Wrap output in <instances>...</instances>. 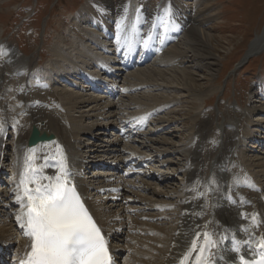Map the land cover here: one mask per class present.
Returning a JSON list of instances; mask_svg holds the SVG:
<instances>
[{
  "label": "bare ground",
  "instance_id": "6f19581e",
  "mask_svg": "<svg viewBox=\"0 0 264 264\" xmlns=\"http://www.w3.org/2000/svg\"><path fill=\"white\" fill-rule=\"evenodd\" d=\"M208 1L160 0L157 7L148 10L146 4L144 6L140 0H119L117 3L114 0H88L86 6L79 10L76 29H72H78L80 32V34L74 32L76 34L74 36L71 34L73 38L78 39V42L69 49L72 54L68 53L69 50L68 52L61 50L59 54L60 61L64 62L60 69L66 70L68 66L69 69L78 71L74 81L80 80L83 85L75 89L77 92H70L71 90L67 89L69 87L66 89L61 87L63 83L68 85L71 82L69 75L73 72L67 70L59 77L55 66L52 69L56 72L52 69L45 71V74L40 72L45 67L33 72L31 58L14 49L8 42H0V124L3 126V130L0 131V152L4 149L3 139L4 142L9 139L8 133L12 132L16 140L10 148L12 153L10 160L14 165L13 173L7 159L13 175L11 180L14 181L10 188L12 199L9 201L8 197L11 196H8L0 201V217L5 215L7 220L5 225L0 226L2 234H0V260H9L11 264H17V261L23 257L26 246L30 244L15 222L20 207L15 203L16 197L13 194L22 175L25 174L26 161L32 167L40 169L42 176L55 177L59 173L62 160L71 173V184L75 186L89 213L101 225L108 241L113 242L114 239L121 241L120 245L113 243L115 246L113 258L116 263L180 264L192 243L196 242L197 251L193 252L186 262V264H196V257L200 254L198 249L205 244V234L217 243V247H210L203 254L211 256L212 264H241V256L249 261L260 259L259 253L264 251L259 247V242L264 238V151L248 157L253 153L250 150L245 153L249 139L248 137L238 139L233 121L217 124L212 129L215 131L214 135H211V131L203 136L202 130H206L207 127L204 123L208 121H202L201 126L204 127H198L201 122L200 116L191 120L195 124L191 130L194 131L191 137H194L188 139V142L182 144L180 148V145L179 147L172 145L160 136L152 138L158 132L168 130L176 122L159 120L156 122V130H152L149 134L143 132L147 120L155 115L154 111H148L160 106L166 107L172 102L163 100L160 104H156L157 107L147 106L144 102L133 98L132 102L129 99L132 93L129 97H124L128 98V103L115 102L117 89L120 88L118 79L123 77V73L145 64L148 62V56L158 52L162 54L153 65L164 66L171 63L181 77L176 80V84L183 87L193 99L204 100L210 97V93L216 92L215 89L201 90L203 78H198L189 71L190 69L183 67L185 60L190 59V63H197L198 66L204 63L212 68L206 69L207 77L212 76V72L215 71L217 64L216 57L211 52L212 38L201 31L199 26L201 22L199 17L202 16L199 7ZM165 9L168 10L167 15ZM126 36L131 37L128 42L125 41ZM134 38L142 47L145 57L142 54L136 58L132 52L123 55L122 49L129 46L131 39ZM145 41L148 42L147 46ZM222 42L220 41L219 44ZM111 47H115L112 52L109 50ZM263 50L264 28L252 41L241 62L245 64ZM118 60L122 68L116 63ZM89 66L98 69L97 76L85 71ZM113 66H117L118 69H114ZM237 71L238 69H234L233 72ZM144 72L143 69L139 72V77L142 78L138 79V84L125 81L129 86L122 88L121 93L127 94L136 86H153L152 83L149 85L144 81L146 77ZM100 75L114 79V85L110 86L108 81L101 80ZM133 77L135 78L131 73L126 76L127 80ZM47 80H51L52 84L49 85ZM74 81L71 83L76 84ZM15 83L23 84L21 93H28L26 102L22 100L16 103L13 100L20 96L18 92L13 91ZM58 85L61 89L56 92L51 89L49 93L51 99L57 96L60 103L52 101L48 104L46 103L48 101H41L46 97L44 90L48 86L53 88L59 87ZM90 91L106 94L107 102H104L102 97L89 94ZM3 100L9 104L6 107L15 112L17 118L13 121L7 119L9 111L2 105ZM154 102H157L155 98ZM259 105L261 106L249 105L244 111V116L252 128L264 130V98ZM143 107L145 110L142 111L144 112L142 115L134 116L133 111L131 112L133 109ZM115 109L118 112H115ZM128 115L140 119L123 120L119 125H114L117 123V117L123 119ZM194 120L198 121V126L193 122ZM106 122L108 125H105ZM159 123H162V126H158ZM32 126L41 132L53 134L57 140L29 149L27 139ZM106 129H115L119 135L115 138L111 133L106 135L104 134ZM179 132L180 130L176 128L171 134ZM168 134L170 133H166ZM254 135L256 133L250 131L246 136L261 143L263 150L264 137L254 138ZM107 136L108 140L105 139ZM103 144L110 148L107 149L109 153L102 150L105 147ZM136 145L144 151L138 152V148L134 147ZM237 148H242L244 151L251 174L249 172L247 174L246 170V173H242L244 164L236 159ZM126 154L129 156L124 157ZM30 156L34 159L28 160ZM174 156L181 161L173 162L171 159ZM107 159L111 162L106 163ZM2 162L3 158H0V167L2 166L3 169L0 168V177L5 176L6 179L8 171ZM155 162L159 163L157 170L153 168ZM108 165H111L113 170H107ZM141 165L144 169H148L149 166L153 168L147 171L149 173L147 176H153L156 182L159 181L158 183H166L180 177V186L172 185L170 190L156 192L147 183L139 186L133 184L129 180L130 175L135 173L141 176L144 169L136 171ZM233 166L236 167L237 172L231 170ZM88 168L91 172L85 173ZM98 171L100 172L94 173ZM121 178L126 181V186L138 191L125 192L122 187L120 193L122 191L123 194L118 195L119 186H113L111 182L115 183L116 179L122 182ZM41 183L47 181L41 180ZM5 191L9 192L2 190L0 196H7ZM126 193L129 197H126ZM140 193H143V196L147 193L151 194V199L156 198L151 201L138 195ZM8 202L14 205V209L6 205ZM131 204L134 205L133 208H129ZM151 211H158L157 216L153 217ZM157 217H161V220H169L173 224L166 230L167 233L163 228H155V231L150 229L155 226L149 225L146 221H155ZM205 225L210 229L207 230ZM131 229L137 233H132ZM17 234L21 238L20 243L16 242ZM236 242H240L239 252L232 250ZM127 246H129L128 250H126ZM143 247L146 250H141ZM12 250L14 253L11 254ZM147 258L149 260H146Z\"/></svg>",
  "mask_w": 264,
  "mask_h": 264
},
{
  "label": "rangeland",
  "instance_id": "374dc122",
  "mask_svg": "<svg viewBox=\"0 0 264 264\" xmlns=\"http://www.w3.org/2000/svg\"><path fill=\"white\" fill-rule=\"evenodd\" d=\"M118 1L119 0H114L115 3ZM140 1L144 6L146 4L145 7L148 10H153L160 2V0ZM87 2L88 0H0V42H8L14 49L16 48L22 54L31 58L33 62V68L31 71L35 72L45 67L44 70H40V72H44L45 74V71H50V69L55 66V69L58 70L57 74L60 77L61 75H64L65 71L73 70L69 69L68 66H66V70L59 68L64 63L60 61L61 57L59 54L61 50L68 52L71 46L74 45L75 42H78V39L76 37L73 38V36L76 35L74 32L77 34H80V32L78 29H72H76L79 10H82L83 7L86 6ZM208 2L201 5L202 7H199V11L202 14V16L199 17V19H201L199 26L201 31L205 32L212 38V43L214 45H211V52L216 57L215 63L217 64L215 65V71L212 72L213 74L211 73L212 76L207 77L206 69L210 70L211 67L204 63V65L201 64L199 66L197 63H190V59L185 60L186 63L183 64V67L190 69L189 71L194 73V75L198 78H203L201 81V90L211 91L215 89L216 92L210 93V97L205 98L204 100L193 99L190 94H187L183 90V87L176 84V80L181 79V77L178 75V71L171 66V63H168L167 65L165 64L164 66H158L153 65L154 63L151 61L140 70L131 72L132 75L134 74L135 78L133 77V79L129 78L127 80L125 77L123 78V82L129 81L131 84H138V79L142 78L139 77V72L143 69L145 70L144 76H146H143L144 81L149 85L153 84V86H140L141 88H139L141 90L134 92V95L132 94L134 97L131 95L129 99H131L132 102L135 99L136 101L139 100L142 103L144 102V105L147 106H156V104H160L163 100H169L172 102L168 103L166 107L161 106L162 109L158 116L153 120V123L151 124L152 126L149 125V130L157 129L156 122L159 120L176 123H173L171 128H167L168 130L161 133V135L158 134L153 136V139L160 136V138L165 139L172 145H178V147L180 145L181 148L182 144H185L188 142V139L194 137H191V135L194 134V131L191 130H193L192 127L195 126V124L192 123L191 120L196 118V116H200L199 119L201 120L199 126L198 121H193L198 127H204L201 126L203 124L202 121H208L207 123H204L207 127L206 130H202L201 134L203 136H205V134L207 135L211 131V135H214L215 131L212 129L215 125L233 121L235 125L234 131L236 132L238 139L242 140V138L248 137V146L246 147L247 150H245V153L250 150V152L253 153L249 154L248 157H252L253 154L262 153L264 149L261 150V146H258V144L261 143L257 144L256 140H253L250 136L246 135L250 134V131H254V133H256L254 138H263L264 130L255 127L252 128V125H248L246 122V116H244V111L249 105L261 106L259 104L261 103V99L264 98V50L260 54L250 58L243 66L238 67V64L248 51L252 41L260 35L264 28V0H209ZM69 34L70 36L68 37ZM71 34L73 36H71ZM220 41L224 42L219 44ZM227 41L230 42L227 44ZM68 53L71 55L72 51L69 50ZM189 58H191L190 55ZM192 66L195 68H190ZM234 69H238V71L235 73L233 72ZM56 70H53V72H56ZM88 71L94 74L97 70L91 69ZM157 72L160 73L157 74ZM205 76L207 79H205ZM53 79L54 78L52 77L51 80L53 81ZM51 80H47L49 85L52 84ZM22 86V83H15L14 85L13 91L20 94V96L13 98L16 103H20L22 100L25 102L28 100L26 98V94L21 93ZM61 87L56 86L52 88L48 86L47 89L44 90L46 91V97L42 98L41 101H48L46 102L48 104H51L52 101L53 103H60L61 101L57 98V96H53L54 99H51V93L49 92L52 91L51 89L56 92L58 89H61ZM136 87L138 88V86ZM69 88L67 89L69 91L71 90L70 92H77V90ZM82 93L83 92H81V94ZM140 96L146 101L141 99ZM34 98L35 97H33V99ZM154 98L157 102H154ZM127 99L120 98L119 102L125 103L127 102ZM2 102L4 108L9 111L7 119L13 121L17 118L14 115L15 112L6 107L9 105L7 101L3 100ZM144 110L145 109L143 107L133 109L131 112L133 111L132 113L136 114ZM118 118H120V116ZM158 126H162V123H159ZM176 128L180 130V132L171 134V132L176 130ZM11 133L12 132H10V134L8 133L9 141L6 140L4 142V139L2 141L4 149L0 152V158H3L5 163L4 166H7V170L10 171V166H12L13 173L14 165L10 160V156L12 154L10 152V148L12 144L16 143V140L15 135ZM166 133L170 134L166 135ZM136 148H138L137 145ZM139 150L142 152L144 151L138 148V152ZM254 151L256 153H254ZM243 152L242 148H237L235 152L236 159L241 164H244L242 173H246L247 171V174H251L252 172H250L249 164L246 163ZM7 159H9L8 162L11 164L10 166L7 163ZM165 160L167 159L165 158ZM171 160L173 162H175V160L181 161L176 156H174ZM156 165L157 164H155V166ZM233 167L231 170L237 172L238 170H236V167ZM0 168L3 170L2 166ZM99 172L100 171L94 173ZM252 178L255 179V177ZM179 180L181 181L180 177L178 179L167 181L166 183L164 182L163 184L154 181L148 182L151 184L152 188L157 190V192H165L166 190H170L172 185L179 187ZM5 187L9 190L11 188V184L9 186L5 185ZM5 194H10L11 196V191L9 190V192H6ZM140 195L146 199H150L151 201L156 198L153 197V199H151L150 197H152V195L148 193L144 194V196L143 193ZM3 197L6 196H0V201ZM10 204L11 202H8L6 205L9 206ZM10 206L14 209V205ZM130 207L133 208L134 205L129 206V208ZM12 211L13 210L11 209L10 212ZM161 212L167 211L161 210ZM157 213L158 212L156 211H151L150 214L154 215L153 217H156ZM167 213H171V211ZM157 218H155V221H145L148 222L149 225L155 226L153 229L150 228L151 230L155 231V228H163V230H165L164 232L167 233L166 230L171 228L173 224L170 223L169 220H161V217ZM2 221L4 222V219H2ZM3 222H1V226L6 224L5 222L3 224ZM131 231H133L132 233H137L132 229ZM150 234L151 233H149V235ZM16 238V242L20 243L21 238H19L18 234ZM128 249L129 246H127L126 250ZM141 250H146V248L143 247ZM146 260H149V258Z\"/></svg>",
  "mask_w": 264,
  "mask_h": 264
},
{
  "label": "snow or ice",
  "instance_id": "6c2138e0",
  "mask_svg": "<svg viewBox=\"0 0 264 264\" xmlns=\"http://www.w3.org/2000/svg\"><path fill=\"white\" fill-rule=\"evenodd\" d=\"M167 12L165 9L166 15ZM164 23L166 25L167 21ZM147 44L145 41V46ZM32 159L34 157H28V160ZM40 173V169L26 161L25 174L13 193L15 203L20 207L15 222L22 235L30 241L17 264H116L101 227L71 184V173L64 161H61L55 177ZM41 180L47 183H41ZM239 243L236 242L233 251H240ZM248 243L250 245V241ZM210 247H217V243L205 234V244L198 249L200 254L196 257V264H212L211 256L203 255ZM259 247L264 249V238ZM195 251L197 243L193 242L180 264H186ZM259 255L260 259L255 261L241 256V264H264V251Z\"/></svg>",
  "mask_w": 264,
  "mask_h": 264
},
{
  "label": "water",
  "instance_id": "95a60500",
  "mask_svg": "<svg viewBox=\"0 0 264 264\" xmlns=\"http://www.w3.org/2000/svg\"><path fill=\"white\" fill-rule=\"evenodd\" d=\"M240 64H243V62H241ZM55 140H56V137L53 134L41 132L37 128L32 126L29 137L27 139V146L29 148H32V147H36L39 144L49 143Z\"/></svg>",
  "mask_w": 264,
  "mask_h": 264
}]
</instances>
